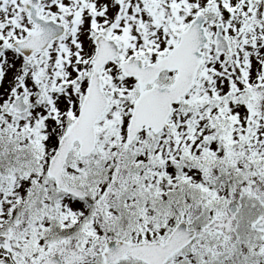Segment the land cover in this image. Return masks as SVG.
Instances as JSON below:
<instances>
[{
    "label": "snow or ice",
    "instance_id": "1",
    "mask_svg": "<svg viewBox=\"0 0 264 264\" xmlns=\"http://www.w3.org/2000/svg\"><path fill=\"white\" fill-rule=\"evenodd\" d=\"M0 264H264V0H0Z\"/></svg>",
    "mask_w": 264,
    "mask_h": 264
}]
</instances>
